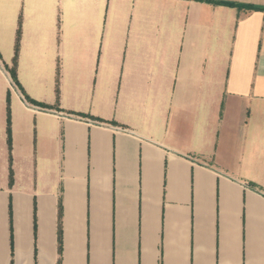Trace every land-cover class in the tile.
Segmentation results:
<instances>
[{
    "label": "crops",
    "instance_id": "1",
    "mask_svg": "<svg viewBox=\"0 0 264 264\" xmlns=\"http://www.w3.org/2000/svg\"><path fill=\"white\" fill-rule=\"evenodd\" d=\"M225 2L0 0V264H264V0Z\"/></svg>",
    "mask_w": 264,
    "mask_h": 264
},
{
    "label": "snow or ice",
    "instance_id": "2",
    "mask_svg": "<svg viewBox=\"0 0 264 264\" xmlns=\"http://www.w3.org/2000/svg\"><path fill=\"white\" fill-rule=\"evenodd\" d=\"M209 2H212V0H209ZM219 3L223 4L226 7H239L238 5H233V4H227L225 2V0H218ZM23 7V5H21V8ZM259 10L260 11H264V5H260L259 6ZM238 16V13H237ZM239 18V16H238ZM257 68L260 71L261 75H264V58H260L258 57L257 59Z\"/></svg>",
    "mask_w": 264,
    "mask_h": 264
},
{
    "label": "trees",
    "instance_id": "3",
    "mask_svg": "<svg viewBox=\"0 0 264 264\" xmlns=\"http://www.w3.org/2000/svg\"><path fill=\"white\" fill-rule=\"evenodd\" d=\"M228 4H233V3H228ZM234 5V4H233Z\"/></svg>",
    "mask_w": 264,
    "mask_h": 264
}]
</instances>
